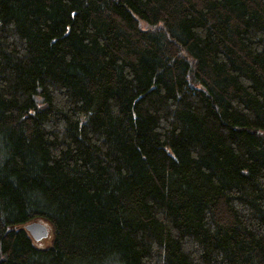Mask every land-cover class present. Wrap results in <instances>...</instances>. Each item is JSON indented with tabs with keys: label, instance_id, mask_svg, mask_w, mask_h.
<instances>
[{
	"label": "trees",
	"instance_id": "trees-1",
	"mask_svg": "<svg viewBox=\"0 0 264 264\" xmlns=\"http://www.w3.org/2000/svg\"><path fill=\"white\" fill-rule=\"evenodd\" d=\"M0 264H264V0H0Z\"/></svg>",
	"mask_w": 264,
	"mask_h": 264
},
{
	"label": "water",
	"instance_id": "water-1",
	"mask_svg": "<svg viewBox=\"0 0 264 264\" xmlns=\"http://www.w3.org/2000/svg\"><path fill=\"white\" fill-rule=\"evenodd\" d=\"M25 229L29 232L35 242L47 239L44 243H39L40 246H45L52 240V227L48 222L43 220L33 221L26 224Z\"/></svg>",
	"mask_w": 264,
	"mask_h": 264
},
{
	"label": "rangeland",
	"instance_id": "rangeland-1",
	"mask_svg": "<svg viewBox=\"0 0 264 264\" xmlns=\"http://www.w3.org/2000/svg\"><path fill=\"white\" fill-rule=\"evenodd\" d=\"M45 241H47V239H45V240H43V241L40 240V241H38V243H44ZM50 242H51V241H50ZM50 242H49V243H50Z\"/></svg>",
	"mask_w": 264,
	"mask_h": 264
}]
</instances>
